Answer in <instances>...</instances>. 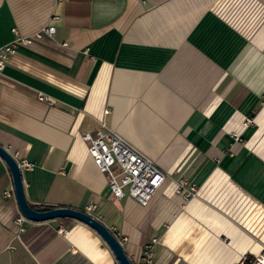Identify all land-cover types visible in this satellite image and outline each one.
<instances>
[{
	"label": "crops",
	"instance_id": "crops-1",
	"mask_svg": "<svg viewBox=\"0 0 264 264\" xmlns=\"http://www.w3.org/2000/svg\"><path fill=\"white\" fill-rule=\"evenodd\" d=\"M12 29L32 42L0 71V145L29 164L30 207L90 206L133 264L153 239L155 264L264 254V0H0V47ZM102 124L165 173L147 206L112 195L88 155ZM11 188L0 158V264H118L72 219L19 233Z\"/></svg>",
	"mask_w": 264,
	"mask_h": 264
},
{
	"label": "built area",
	"instance_id": "built-area-1",
	"mask_svg": "<svg viewBox=\"0 0 264 264\" xmlns=\"http://www.w3.org/2000/svg\"><path fill=\"white\" fill-rule=\"evenodd\" d=\"M53 27H47L46 32L51 35ZM14 38L8 44L0 47V71L4 68L5 61L15 53L16 47L28 45L32 42L29 36L18 34L12 29ZM250 123L246 120L245 125ZM238 139V136H234ZM82 139L88 144L87 152L92 158L98 170L105 174L109 192L116 198H122L125 194L131 197L137 204L142 207L148 205L154 194L159 190L164 180L165 173L157 164L148 156L144 155L137 148L128 143L122 136L114 131L102 129L92 133L82 134ZM19 169L29 167V164L22 160L17 163ZM175 192L182 196L184 200L195 195L194 186H187L184 179L177 182ZM13 195L12 188L3 192L4 198ZM90 206L84 212L89 214ZM27 219L20 213L14 219L19 233L23 232V223ZM59 235L66 234L62 227L56 229ZM157 240L153 239L142 253V264H155L154 252ZM264 264V254H259L253 258L244 256L239 264Z\"/></svg>",
	"mask_w": 264,
	"mask_h": 264
},
{
	"label": "water",
	"instance_id": "water-1",
	"mask_svg": "<svg viewBox=\"0 0 264 264\" xmlns=\"http://www.w3.org/2000/svg\"><path fill=\"white\" fill-rule=\"evenodd\" d=\"M0 158L8 167L13 183V191L19 213L32 222H45L55 219H72L85 224L96 232L111 250L118 264H133L124 252L116 236L99 220L83 210L69 207H54L46 210H37L28 204L23 188L22 175L16 160L0 145Z\"/></svg>",
	"mask_w": 264,
	"mask_h": 264
},
{
	"label": "trees",
	"instance_id": "trees-1",
	"mask_svg": "<svg viewBox=\"0 0 264 264\" xmlns=\"http://www.w3.org/2000/svg\"><path fill=\"white\" fill-rule=\"evenodd\" d=\"M38 228H33L32 230L26 231L21 235V239L25 242H29L33 237H38ZM35 231V232H34ZM37 243V242H36Z\"/></svg>",
	"mask_w": 264,
	"mask_h": 264
}]
</instances>
